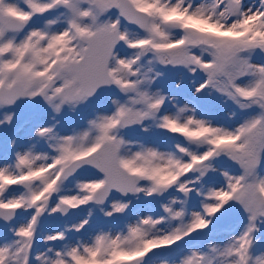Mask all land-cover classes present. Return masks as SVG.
Segmentation results:
<instances>
[{"label":"snow or ice","instance_id":"6c2138e0","mask_svg":"<svg viewBox=\"0 0 264 264\" xmlns=\"http://www.w3.org/2000/svg\"><path fill=\"white\" fill-rule=\"evenodd\" d=\"M0 140V264H264V0H0Z\"/></svg>","mask_w":264,"mask_h":264},{"label":"rangeland","instance_id":"374dc122","mask_svg":"<svg viewBox=\"0 0 264 264\" xmlns=\"http://www.w3.org/2000/svg\"><path fill=\"white\" fill-rule=\"evenodd\" d=\"M171 77V83L164 80L163 81V84L164 86L176 93L179 97H181V99H184L185 97L188 96L189 94V90L193 87V83H192V78H191V74H186L185 72L183 71H180V70H173V71H170L167 73V77L166 78H170ZM181 80H183V87L179 90H177V88L175 87V85L177 83H179ZM218 111H219V116L218 118L220 119H227V118H230L229 116V113H230V110L227 106H224V105H219L218 104ZM213 114H216V113H213ZM16 131H18V129H13L9 135H12L14 134ZM21 135H23V133H20ZM11 146L10 144V141H9V147ZM0 147H2V140H0ZM140 208L144 209L140 212H143L145 214H147V212L149 211L148 208L144 207V206H140Z\"/></svg>","mask_w":264,"mask_h":264},{"label":"trees","instance_id":"16d2710c","mask_svg":"<svg viewBox=\"0 0 264 264\" xmlns=\"http://www.w3.org/2000/svg\"><path fill=\"white\" fill-rule=\"evenodd\" d=\"M165 80L168 81V82H170V83L172 82V81H171V77H170L169 79L166 78Z\"/></svg>","mask_w":264,"mask_h":264},{"label":"bare ground","instance_id":"6f19581e","mask_svg":"<svg viewBox=\"0 0 264 264\" xmlns=\"http://www.w3.org/2000/svg\"><path fill=\"white\" fill-rule=\"evenodd\" d=\"M142 210H144V209H142V208H139V211H142Z\"/></svg>","mask_w":264,"mask_h":264}]
</instances>
